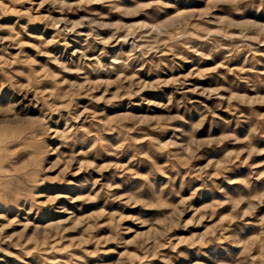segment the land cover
Listing matches in <instances>:
<instances>
[{
  "label": "rangeland",
  "instance_id": "374dc122",
  "mask_svg": "<svg viewBox=\"0 0 264 264\" xmlns=\"http://www.w3.org/2000/svg\"><path fill=\"white\" fill-rule=\"evenodd\" d=\"M0 264H264V0H0Z\"/></svg>",
  "mask_w": 264,
  "mask_h": 264
}]
</instances>
